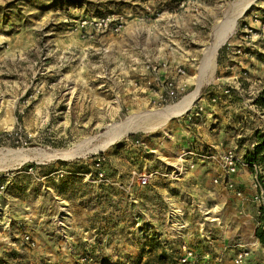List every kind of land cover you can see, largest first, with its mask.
Returning a JSON list of instances; mask_svg holds the SVG:
<instances>
[{
  "label": "rangeland",
  "instance_id": "1",
  "mask_svg": "<svg viewBox=\"0 0 264 264\" xmlns=\"http://www.w3.org/2000/svg\"><path fill=\"white\" fill-rule=\"evenodd\" d=\"M250 1L243 10L242 0H0V264L70 263L88 243L100 264H179L184 240L201 248L195 264H236L240 249L252 250L237 227L248 218L257 227L264 170L239 157L231 187L221 154L202 158L187 143L193 105L214 90L217 102L236 92L264 121V76L245 68L235 78L222 64L238 38L264 41L255 20L264 0ZM105 14L124 18L122 41L74 29ZM143 17L157 28L139 30ZM222 39L200 76L204 49ZM174 41L189 55L183 82L174 77L177 102L201 86L190 108L165 120L155 112L172 106L160 98L165 78L155 79L153 57ZM132 117L139 127L101 148L111 125ZM244 264H264V251Z\"/></svg>",
  "mask_w": 264,
  "mask_h": 264
},
{
  "label": "crops",
  "instance_id": "2",
  "mask_svg": "<svg viewBox=\"0 0 264 264\" xmlns=\"http://www.w3.org/2000/svg\"><path fill=\"white\" fill-rule=\"evenodd\" d=\"M257 11H261V13L259 17H255V20L259 23L258 27H262L264 26V8H260ZM148 20L149 17L147 20L143 17L142 22H138L137 28L142 30V32L146 31L148 33L151 29L157 28V22H147ZM124 32L125 30L116 36H106H108V38L111 37V39L115 41H122L124 38ZM238 41V47L240 48L238 49L235 47L236 52L233 55L228 54L227 57L223 59V67L231 74H234L235 78H239L245 68H248V74L250 76H264V41L260 39L259 41L244 42L240 38H238ZM158 48L160 50L158 57H153V59L158 62L159 66L158 71L154 72L155 79H162L171 76L176 79L178 78V80L180 79V81L183 82V80H181L182 76L176 73L175 68L176 66H183L186 71H188L187 62L189 61V55L183 54L186 52L184 45L179 41H174L172 43L164 42L160 44ZM206 51L207 48L204 49L203 52L204 58L200 65V76L206 75L207 71L215 65L214 59L209 62L208 67H210V69H208V67H204V63L207 62L205 59ZM141 61L143 62L144 59ZM143 68V65H137V70L140 69L143 71ZM124 74L125 76L126 74L128 76V70ZM217 92L218 90H214L209 95H202L199 101H197V103L202 104L204 107V110L201 113L195 112L196 106L191 109V113H189L191 114L190 116H192L190 124L191 128H189L188 125L189 130L187 132L188 146L195 148L197 151L213 153L217 156L222 154L227 149H234L238 157H243L247 153H252L255 145L259 142L258 137L264 133V121L257 116L258 111L251 105L248 106L249 104H247V102L242 101L243 99L239 97L236 92L235 94L237 95H226L222 92L221 95H219L220 98L218 99V102H213L211 96L215 94L218 95ZM263 93L264 92H262V94ZM191 157L193 158L194 156ZM203 162V167L208 168L209 162L211 161L206 159ZM240 168L237 173L231 175V178L237 180L239 172H241ZM238 212L242 213L243 210L239 209ZM217 218L219 219V217ZM246 222V225H240V227H237V230L241 233V235H243L242 237L246 236L244 238L245 242L252 238V241L249 242V244L252 245V250L250 251L246 261V263H248L252 257L255 256L256 252H262L264 251V248L256 238V226L253 227L252 219L248 218ZM195 235L199 236V239L200 237L204 238L202 235L205 234H199L197 232ZM247 235H249V238H247ZM183 242L188 243L196 250V252L201 251V248L198 249V246H194L191 241L184 240ZM87 248H92L96 254L98 253V251L95 250L90 243L86 244L82 250L85 251ZM76 259L73 262L68 259L70 263L52 259L53 261H51L50 264L54 262L74 264Z\"/></svg>",
  "mask_w": 264,
  "mask_h": 264
},
{
  "label": "built area",
  "instance_id": "3",
  "mask_svg": "<svg viewBox=\"0 0 264 264\" xmlns=\"http://www.w3.org/2000/svg\"><path fill=\"white\" fill-rule=\"evenodd\" d=\"M126 27V23L123 17L115 16V15H100L95 17H83L80 18L77 23L74 25V29L81 33L82 37L88 39H95L97 37H102L106 35H119L121 34ZM248 32H252V29H248ZM149 67V66H148ZM155 71L156 67H152ZM175 71L180 76H185L187 74L186 69L183 66H176ZM225 92H229V89L225 90ZM202 97L200 95L199 99ZM161 100L165 102L167 105H174L177 102L178 91L176 87V82L174 81V77L169 78L166 77L163 80V93L160 96ZM212 101L216 102L217 98L212 97ZM174 103V104H172ZM199 110L203 109V105L196 103L194 104ZM193 105V107H195ZM202 158H211L214 155L212 153H204L199 155ZM102 160L100 157L95 161V166L97 168L96 177L98 181L106 180L105 172L101 168ZM221 167L224 169L226 173V177L224 182L229 184V186L234 187L233 183L235 182L231 175L238 172L239 168L242 165L240 158L234 149H227L221 154ZM258 173L261 170L255 164L253 165ZM148 176H143L140 178V184L146 185L148 184ZM214 182H218V179H214ZM255 187L260 191V193L264 194L263 187L257 186L255 183ZM0 189H4V185H0ZM235 193L237 196L242 195V190L236 189ZM264 208V207H263ZM25 239L27 241L31 240L29 235H25ZM179 254H178V262L179 264H195L197 261V252L194 248H192L188 243L182 242L179 246ZM250 254V251L247 249H240L234 257V262L236 264H244L247 261V258ZM52 264H63L60 262H54ZM74 264H100L96 260V252L92 248H87L83 251L78 258L76 259Z\"/></svg>",
  "mask_w": 264,
  "mask_h": 264
},
{
  "label": "bare ground",
  "instance_id": "4",
  "mask_svg": "<svg viewBox=\"0 0 264 264\" xmlns=\"http://www.w3.org/2000/svg\"><path fill=\"white\" fill-rule=\"evenodd\" d=\"M242 1H243L242 6H243V10H244L246 7H248L250 5L251 1L250 0H242ZM222 41H223V39L221 41L217 42L216 44H214L212 47H210L206 51L207 62L213 61V59L216 56V53H217L219 46L222 44L221 43ZM200 84H201V82L198 83L197 89L194 92H192L190 95L184 97L180 103L175 104V106L171 105L172 107L165 108L161 112L157 111L155 113L159 114L161 117H164L165 120L170 118V117H173V116L181 115L185 110L190 108L191 104L198 97L199 92H200L199 91L200 86H201ZM138 127H139V124H138V119L136 117H132V118L125 120L123 122H120V123L112 124L110 128H112V133H115V135L112 137L111 140H109V139L106 140L105 144H103L101 146V148L105 147L106 144L113 141L116 137L122 136L123 133L134 130Z\"/></svg>",
  "mask_w": 264,
  "mask_h": 264
},
{
  "label": "trees",
  "instance_id": "5",
  "mask_svg": "<svg viewBox=\"0 0 264 264\" xmlns=\"http://www.w3.org/2000/svg\"><path fill=\"white\" fill-rule=\"evenodd\" d=\"M258 103L264 106V93L258 99ZM258 138H259V142L257 145H255L254 151L252 153H248L247 157L250 158L249 163L251 166L255 164L258 168L264 170V133L261 134ZM260 177H264V175H260ZM255 235L257 240L264 248V208L263 207L261 208V214L259 216L258 224L255 229Z\"/></svg>",
  "mask_w": 264,
  "mask_h": 264
}]
</instances>
